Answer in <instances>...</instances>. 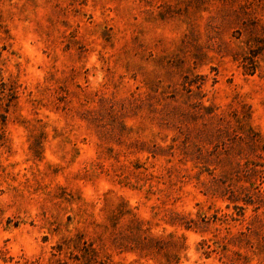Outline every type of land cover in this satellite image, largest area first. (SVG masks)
Returning a JSON list of instances; mask_svg holds the SVG:
<instances>
[{
	"label": "rangeland",
	"instance_id": "rangeland-1",
	"mask_svg": "<svg viewBox=\"0 0 264 264\" xmlns=\"http://www.w3.org/2000/svg\"><path fill=\"white\" fill-rule=\"evenodd\" d=\"M0 69V264H264V0H0Z\"/></svg>",
	"mask_w": 264,
	"mask_h": 264
},
{
	"label": "trees",
	"instance_id": "trees-1",
	"mask_svg": "<svg viewBox=\"0 0 264 264\" xmlns=\"http://www.w3.org/2000/svg\"><path fill=\"white\" fill-rule=\"evenodd\" d=\"M0 96V99H5L7 101L5 105L8 110L11 107V104L18 99L16 88L4 81V78L2 77V69H0Z\"/></svg>",
	"mask_w": 264,
	"mask_h": 264
}]
</instances>
